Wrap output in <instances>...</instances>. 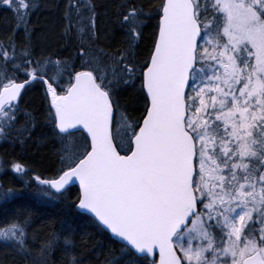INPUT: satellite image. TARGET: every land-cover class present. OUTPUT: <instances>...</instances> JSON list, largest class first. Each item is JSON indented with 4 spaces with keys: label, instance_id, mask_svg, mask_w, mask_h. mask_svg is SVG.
I'll return each instance as SVG.
<instances>
[{
    "label": "snow or ice",
    "instance_id": "6c2138e0",
    "mask_svg": "<svg viewBox=\"0 0 264 264\" xmlns=\"http://www.w3.org/2000/svg\"><path fill=\"white\" fill-rule=\"evenodd\" d=\"M0 7V138L55 156L3 163L93 229L46 232L14 209L0 264H264V0ZM17 191L0 184V203Z\"/></svg>",
    "mask_w": 264,
    "mask_h": 264
},
{
    "label": "trees",
    "instance_id": "16d2710c",
    "mask_svg": "<svg viewBox=\"0 0 264 264\" xmlns=\"http://www.w3.org/2000/svg\"><path fill=\"white\" fill-rule=\"evenodd\" d=\"M44 3H53L55 0H43ZM62 2V0H60ZM154 3L155 0H152ZM8 10L4 7H0V32L6 31L5 28V13ZM58 16V13L55 14ZM47 16L49 23L54 19V15L46 13L44 10L39 12L33 11L31 15V20L33 22L39 21L41 24L44 22V18ZM105 23H110L106 18ZM152 29V23L148 24V27L144 29L145 38L139 41L140 48L143 49L147 43V38L150 36ZM113 43H122L121 33L119 31L112 33ZM38 88H31L25 93L21 104L35 107L39 103ZM39 131V128L33 132V136ZM52 145H45L44 147L36 149V146L29 141V145L24 148L18 143H13L10 140L0 138V184L5 187H15L18 191L16 197L9 203H0V219L9 215L14 209L27 208L30 209L35 217L36 224L35 227H40L44 225V231L58 230L62 226V219L67 217L71 222L80 230H87L92 232L93 229L87 223L85 219L79 218L75 214L73 208H69L65 205L63 199L57 201H42L36 197V189L34 184H29L24 187L21 185L24 181L20 178L19 174L15 173L10 167H6L3 161L11 159L19 160L21 163L27 164L33 170H44L52 165L55 160V156L52 152ZM31 175V172H29ZM53 220L52 223H48L49 220ZM103 239V237H101ZM104 247H108V243L104 244ZM6 254L5 247L0 244V257H4Z\"/></svg>",
    "mask_w": 264,
    "mask_h": 264
},
{
    "label": "water",
    "instance_id": "95a60500",
    "mask_svg": "<svg viewBox=\"0 0 264 264\" xmlns=\"http://www.w3.org/2000/svg\"><path fill=\"white\" fill-rule=\"evenodd\" d=\"M157 255H158V252H157Z\"/></svg>",
    "mask_w": 264,
    "mask_h": 264
}]
</instances>
